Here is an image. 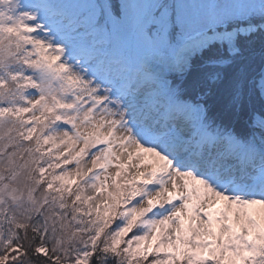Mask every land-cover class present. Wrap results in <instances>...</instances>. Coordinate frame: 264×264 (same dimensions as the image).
<instances>
[{"label":"snow or ice","instance_id":"obj_1","mask_svg":"<svg viewBox=\"0 0 264 264\" xmlns=\"http://www.w3.org/2000/svg\"><path fill=\"white\" fill-rule=\"evenodd\" d=\"M0 264H264V0H0Z\"/></svg>","mask_w":264,"mask_h":264}]
</instances>
